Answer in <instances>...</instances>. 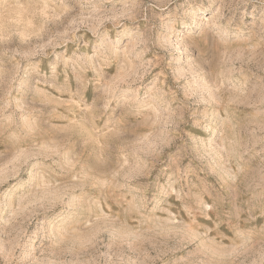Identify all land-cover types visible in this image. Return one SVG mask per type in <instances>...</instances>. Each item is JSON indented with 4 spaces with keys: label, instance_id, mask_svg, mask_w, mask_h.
<instances>
[{
    "label": "rangeland",
    "instance_id": "1",
    "mask_svg": "<svg viewBox=\"0 0 264 264\" xmlns=\"http://www.w3.org/2000/svg\"><path fill=\"white\" fill-rule=\"evenodd\" d=\"M0 264H264V0H0Z\"/></svg>",
    "mask_w": 264,
    "mask_h": 264
},
{
    "label": "bare ground",
    "instance_id": "2",
    "mask_svg": "<svg viewBox=\"0 0 264 264\" xmlns=\"http://www.w3.org/2000/svg\"><path fill=\"white\" fill-rule=\"evenodd\" d=\"M204 21V20H203Z\"/></svg>",
    "mask_w": 264,
    "mask_h": 264
}]
</instances>
